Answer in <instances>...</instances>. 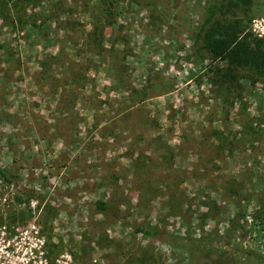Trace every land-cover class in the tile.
<instances>
[{
    "label": "rangeland",
    "instance_id": "374dc122",
    "mask_svg": "<svg viewBox=\"0 0 264 264\" xmlns=\"http://www.w3.org/2000/svg\"><path fill=\"white\" fill-rule=\"evenodd\" d=\"M204 3L0 0V264H189L136 227L264 264V81H215ZM236 4L263 38L264 0Z\"/></svg>",
    "mask_w": 264,
    "mask_h": 264
},
{
    "label": "trees",
    "instance_id": "16d2710c",
    "mask_svg": "<svg viewBox=\"0 0 264 264\" xmlns=\"http://www.w3.org/2000/svg\"><path fill=\"white\" fill-rule=\"evenodd\" d=\"M237 1L205 0L202 19L194 37V42L200 44L208 52L212 61L219 60L224 63L223 67H216L215 70L209 68L216 76L215 81L218 84L235 81L239 68L248 69L253 74L262 76L264 81V37L243 32L236 20L221 21L220 19L222 11L225 8H230L232 11ZM0 176L10 181L1 167ZM134 230L149 239L182 250L189 264H215L211 259V254L226 238L225 234L211 233L188 236L156 227H136ZM247 253L257 261L264 263L263 254H256L252 251Z\"/></svg>",
    "mask_w": 264,
    "mask_h": 264
},
{
    "label": "built area",
    "instance_id": "2783aa9c",
    "mask_svg": "<svg viewBox=\"0 0 264 264\" xmlns=\"http://www.w3.org/2000/svg\"><path fill=\"white\" fill-rule=\"evenodd\" d=\"M259 37H261V35H259ZM46 259H47V258H45V257H39V259H38V261H37L36 264H38V262H39L40 264H49L48 261H47Z\"/></svg>",
    "mask_w": 264,
    "mask_h": 264
}]
</instances>
